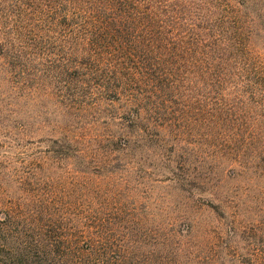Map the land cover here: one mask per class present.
<instances>
[{
  "label": "trees",
  "instance_id": "obj_1",
  "mask_svg": "<svg viewBox=\"0 0 264 264\" xmlns=\"http://www.w3.org/2000/svg\"><path fill=\"white\" fill-rule=\"evenodd\" d=\"M261 50L264 0H0V139L17 149L0 153V264L235 254L264 217L234 186L264 182Z\"/></svg>",
  "mask_w": 264,
  "mask_h": 264
},
{
  "label": "rangeland",
  "instance_id": "obj_2",
  "mask_svg": "<svg viewBox=\"0 0 264 264\" xmlns=\"http://www.w3.org/2000/svg\"><path fill=\"white\" fill-rule=\"evenodd\" d=\"M264 51V50H261ZM51 85H42L41 89L42 90H46V92L50 93L51 90ZM46 103L49 105L52 103V99L51 97L47 94V97L45 98ZM55 117V114H54ZM57 119V118H56ZM2 129H0L1 131ZM45 130H43V132H39L37 134H35L33 137H40L41 135H46V133H44ZM0 135H4L3 133H0ZM167 135L170 138H173V135L167 132ZM0 153L7 151L8 149H11V151H17V149H15V147H13L12 144H10V147L8 144L3 143V139H0ZM32 152L34 151V149H43L44 145H40V144H36V145H30L28 147ZM5 176L0 172V183L5 182ZM235 186V196L237 198V202L238 203H245L250 205L251 207L254 208V206L256 205V207L259 208V205L262 200V202H264V182H259V183H255V182H245V181H241V182H237L234 184ZM159 187H164V184H160ZM160 191L162 192H167L169 191V189H160ZM172 191H169V193H171ZM259 203V204H258ZM214 204H218L216 201L214 202ZM3 207V206H2ZM256 213H260L258 211V209L256 208L255 211ZM204 220L212 223V224H217L220 225V227L222 226V230L223 232H225V228L228 226V221H230L228 219V217H225L223 219H219V220H215V218L213 217L212 214H206V216L204 217ZM260 224L264 223V217L262 214L254 216V215H247L244 220L243 223L246 226V229L244 231H241L239 233V237L238 241L236 243V253L233 254L231 253V251H229L226 255L225 254H221V258L219 259L220 264H264V227L261 229L259 227L260 224H258L259 222ZM258 225V229L260 231H257L254 229V227L252 225ZM264 225V224H263ZM220 236H222L221 241L220 242V246H223V243L226 242L227 239V235L222 233ZM211 240L213 241V243H217V239H215L214 236H211ZM218 244V245H219ZM217 245V244H216ZM215 245V246H216ZM214 247H210V249L207 251V255L210 257V261L212 263H216V257L215 252L217 251L216 248ZM223 249L220 248V251H222Z\"/></svg>",
  "mask_w": 264,
  "mask_h": 264
}]
</instances>
